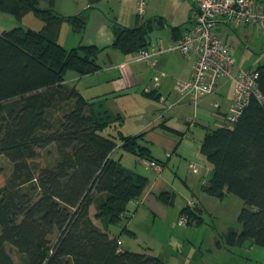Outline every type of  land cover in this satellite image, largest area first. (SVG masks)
Segmentation results:
<instances>
[{
    "label": "trees",
    "instance_id": "16d2710c",
    "mask_svg": "<svg viewBox=\"0 0 264 264\" xmlns=\"http://www.w3.org/2000/svg\"><path fill=\"white\" fill-rule=\"evenodd\" d=\"M41 1L0 0V11L18 18L32 11L43 22L38 30H0V156L13 164L0 185V264H16L7 245L24 264H170L150 253L119 250L118 236L109 233L128 217V204L147 183L122 163L118 151L143 162L155 159L143 134L125 135L122 115L103 101L89 100L66 78L68 71L86 76L102 69L96 45L67 49L59 42L64 22L76 32L85 30L86 13L65 16L54 0H45V8ZM165 26L162 17L135 27L114 21L111 47L135 56L148 48L151 33ZM183 28H170L174 40L189 30ZM257 70L264 96V65ZM51 146L57 156L43 164ZM201 153L213 171L203 186L206 193L233 194L245 204L238 215L241 229L230 227L226 243L264 247V101L252 98L233 126L209 130ZM160 199L173 205L175 195L161 193ZM91 206L102 227L91 218ZM181 214L188 224L203 222L197 206H186Z\"/></svg>",
    "mask_w": 264,
    "mask_h": 264
},
{
    "label": "crops",
    "instance_id": "0c3cea01",
    "mask_svg": "<svg viewBox=\"0 0 264 264\" xmlns=\"http://www.w3.org/2000/svg\"><path fill=\"white\" fill-rule=\"evenodd\" d=\"M193 9L192 2L191 20ZM191 27L192 21L183 28L184 32ZM172 41L174 39L171 31L167 37L163 34L154 38L151 36L147 50L156 53L152 57L156 61L154 66L144 60H135L132 54L114 50L107 55L109 62H104L100 71L86 76L74 74L68 79L72 85L88 80L85 84L82 83L81 88L76 86L80 92L91 101H103L113 114L122 115L123 133L127 136L143 134V143L150 148L153 158L163 167L162 171L157 173L146 167L143 160L137 156L118 151L116 156L123 155L121 160L127 168L147 177L146 186L140 197L132 200L127 206L128 216L132 214L135 218L140 210H145L141 207L144 204L157 213L166 212L169 204L160 199L161 193L174 194L175 204L180 191L176 176L183 177L178 179H183L186 190L190 193L186 204L180 207V214L188 205V200L192 198L197 199V207L203 211L199 202L206 198L204 182H209L213 171L201 153V142L209 130L228 126L226 114L233 100V81L221 79L218 90L202 98L197 104L187 99L180 100L175 85L178 80H188L192 77L197 54L193 51L189 55H184L178 50H168ZM124 62H129V67L122 72L118 65ZM190 138L201 142L195 147L191 146L188 142L185 143V139ZM192 163H196V169L192 167ZM170 165L172 168L168 169ZM173 169L177 171L174 173ZM187 191L183 193L187 194ZM93 208L95 206H91L90 216L102 227L101 222L95 218L96 209ZM150 216L148 213L147 218ZM124 227L128 230L123 233L131 236V240H139V232L136 224L135 227L133 225V218ZM114 231L115 229L111 230L109 227L112 237L116 236ZM118 238L122 241L123 248L130 250L128 247L135 245L126 238Z\"/></svg>",
    "mask_w": 264,
    "mask_h": 264
},
{
    "label": "rangeland",
    "instance_id": "374dc122",
    "mask_svg": "<svg viewBox=\"0 0 264 264\" xmlns=\"http://www.w3.org/2000/svg\"><path fill=\"white\" fill-rule=\"evenodd\" d=\"M139 1L54 0V8L65 16L76 15L82 11L87 16V24L83 32L74 31L69 23L64 22L60 31L59 42L67 49L80 45H96L100 49L98 63L103 66L104 62H109L107 55L116 50L111 47L114 40L112 31L114 21L127 27H135L153 17H162L166 21V26L153 31V34L151 33L153 38L159 34L167 37L172 26L185 27L189 25L192 10L190 0H145L144 18L138 15ZM47 4V1L43 0L40 7L45 8ZM42 25V20L32 11L20 18L8 12L0 11L1 31L11 30L15 27L38 30ZM220 30L231 48L237 65L245 69L264 65L263 31L259 34L258 31H255L256 29L251 27H239L232 30L221 27ZM74 74V71H68L66 78L70 79ZM87 81L76 83V86L81 88L82 83L85 84ZM228 126H233V124L228 123ZM186 142L195 147L201 141L190 138L185 139ZM47 151L49 152L45 153L42 160L43 164L53 162L57 156L55 146H51ZM206 162L208 163L207 160ZM0 164L3 167L0 173V185H4L10 177L13 164L4 155L0 156ZM169 168H172L171 165L168 166ZM173 170L174 173L177 171ZM178 178L183 177L176 176L180 191L174 205H169L168 210L164 213H157L147 204H144L141 207H144L145 210H140L136 218L135 216L132 217L131 214L127 218H123L119 224L110 226L111 230L115 229L114 235L135 243V245L128 247L130 250L150 253L170 264H264V247L255 245L251 241L242 247H232L226 243L224 234L230 227L236 230L241 229L238 215L245 204L236 195L227 194L223 198H218L205 194L206 198L199 202L203 209L201 216L203 222L201 224L193 222L186 226H180L178 224L181 216L180 207L186 204L190 193L186 190L187 187L183 179L179 180ZM183 191H187V194H184ZM148 213L151 214L149 218H147ZM132 218L133 225L135 227L136 224L139 232V240L135 241L131 240V236L122 232L123 227L128 225V221ZM53 238L55 237L53 236ZM7 249L16 264H24L22 256L18 254L15 248L7 245Z\"/></svg>",
    "mask_w": 264,
    "mask_h": 264
},
{
    "label": "built area",
    "instance_id": "2783aa9c",
    "mask_svg": "<svg viewBox=\"0 0 264 264\" xmlns=\"http://www.w3.org/2000/svg\"><path fill=\"white\" fill-rule=\"evenodd\" d=\"M194 4L192 27L178 40L172 41L168 50H178L184 55L196 52L197 58L193 66L192 77L178 81L175 90L180 100L187 99L197 104L202 98L214 94L221 79L233 81V100L226 114V121L235 124L252 98L259 102L264 96L258 85L259 71L257 68H242L231 53V48L223 37L220 26L236 29L243 26L255 28L264 32V0H191ZM146 2L138 3V15L145 17ZM155 52L142 49L134 56L135 60L147 61L152 66ZM129 67V62L118 65L123 72ZM218 106V103L215 104ZM144 165L160 173L163 169L156 160H145ZM196 169V163L191 164ZM207 184L204 182V185ZM189 208L197 206L196 199L189 200ZM189 218L181 214L178 224L186 226ZM119 250L122 251V241L119 240Z\"/></svg>",
    "mask_w": 264,
    "mask_h": 264
}]
</instances>
